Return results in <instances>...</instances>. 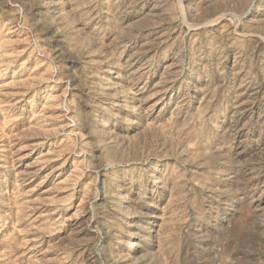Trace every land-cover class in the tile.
<instances>
[{"label": "rangeland", "instance_id": "374dc122", "mask_svg": "<svg viewBox=\"0 0 264 264\" xmlns=\"http://www.w3.org/2000/svg\"><path fill=\"white\" fill-rule=\"evenodd\" d=\"M0 264H264V0H0Z\"/></svg>", "mask_w": 264, "mask_h": 264}, {"label": "bare ground", "instance_id": "6f19581e", "mask_svg": "<svg viewBox=\"0 0 264 264\" xmlns=\"http://www.w3.org/2000/svg\"><path fill=\"white\" fill-rule=\"evenodd\" d=\"M131 243H132L131 246L129 245L131 247V249H128L129 251L132 250V247H135L136 244L135 242H131Z\"/></svg>", "mask_w": 264, "mask_h": 264}]
</instances>
